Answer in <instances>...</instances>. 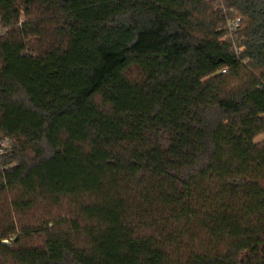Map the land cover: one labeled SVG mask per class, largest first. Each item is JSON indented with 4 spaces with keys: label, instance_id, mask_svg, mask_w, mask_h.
<instances>
[{
    "label": "trees",
    "instance_id": "16d2710c",
    "mask_svg": "<svg viewBox=\"0 0 264 264\" xmlns=\"http://www.w3.org/2000/svg\"><path fill=\"white\" fill-rule=\"evenodd\" d=\"M261 135L264 0H0V264H264Z\"/></svg>",
    "mask_w": 264,
    "mask_h": 264
},
{
    "label": "built area",
    "instance_id": "2783aa9c",
    "mask_svg": "<svg viewBox=\"0 0 264 264\" xmlns=\"http://www.w3.org/2000/svg\"><path fill=\"white\" fill-rule=\"evenodd\" d=\"M241 23L242 20L240 18H237L235 20L227 21V31L229 33L228 37H226L225 41H232L233 42V48L234 51L236 52L237 55L241 54L244 50V48H240L234 39V36L240 31L241 29ZM245 63H247L245 61ZM225 72V71H224ZM10 148V142L5 140V141H0V156L3 155L7 149Z\"/></svg>",
    "mask_w": 264,
    "mask_h": 264
},
{
    "label": "rangeland",
    "instance_id": "374dc122",
    "mask_svg": "<svg viewBox=\"0 0 264 264\" xmlns=\"http://www.w3.org/2000/svg\"><path fill=\"white\" fill-rule=\"evenodd\" d=\"M264 142V135H261L259 137H257L255 139V143L257 144H260V143H263ZM2 205H0L1 207ZM54 213L58 215L57 216H64V209H58V210H54ZM27 223L29 224H33V226H36V230L40 228L39 226V223L42 222V219L41 218H38L37 220H33L31 221V218H26L25 219ZM49 225H53V223H49ZM14 236L10 237L8 240H12ZM43 241V238H30V240L28 241H24L23 244H27V245H30V244H40L41 242ZM6 264H11V263H6Z\"/></svg>",
    "mask_w": 264,
    "mask_h": 264
},
{
    "label": "water",
    "instance_id": "95a60500",
    "mask_svg": "<svg viewBox=\"0 0 264 264\" xmlns=\"http://www.w3.org/2000/svg\"><path fill=\"white\" fill-rule=\"evenodd\" d=\"M4 243H5V244H9V242H8V241H5Z\"/></svg>",
    "mask_w": 264,
    "mask_h": 264
}]
</instances>
